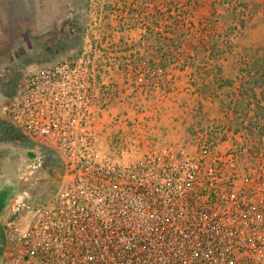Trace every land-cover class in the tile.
I'll return each instance as SVG.
<instances>
[{"label":"built area","instance_id":"built-area-1","mask_svg":"<svg viewBox=\"0 0 264 264\" xmlns=\"http://www.w3.org/2000/svg\"><path fill=\"white\" fill-rule=\"evenodd\" d=\"M100 42L27 75L0 106L6 137L57 169L45 200L12 197L0 264H264V169L240 171L245 148L218 147L227 131L127 162L96 147L94 111L120 96L100 80Z\"/></svg>","mask_w":264,"mask_h":264},{"label":"crops","instance_id":"crops-1","mask_svg":"<svg viewBox=\"0 0 264 264\" xmlns=\"http://www.w3.org/2000/svg\"><path fill=\"white\" fill-rule=\"evenodd\" d=\"M16 4L21 5L25 10L28 9L31 13L29 16L23 15L14 19L19 29L18 34L15 32V36H20L21 41L15 43L16 41L11 38L7 43L8 45H5L2 51L0 49L1 52L9 53L0 58V78L4 75L2 72L6 68L17 66L25 75L32 74L48 67L49 62L54 64L58 60H65L63 59L64 56L71 58L75 55L74 0H0V18L4 22L3 27H6L8 18L6 17L8 15L3 17V14L8 12V8L10 10L15 8ZM204 7H198L196 12H193L190 21L196 24L202 16H206L207 9ZM202 10H206V12ZM88 15L91 17L93 13H88ZM102 16L103 14L100 12L94 13L93 19L98 18L100 20ZM122 16L124 13H118L111 15L110 19L115 20ZM140 34V30H128L123 33L114 32L112 39L115 42L123 36L128 38V42L136 43ZM4 35L0 33L1 37ZM189 35H191L190 38L194 44H197L201 37L204 38L203 34L196 33L193 29L190 30ZM81 36L84 43H87L88 37H90V46L96 38L94 31L90 35L83 34ZM78 46L80 49L84 48L80 43ZM186 52L191 53V50L187 49ZM30 53L33 54L31 63L27 60L30 57L26 59ZM114 56L120 59L121 53L115 52ZM205 59H208L206 54L202 62H198L196 59L195 63L201 65L206 62ZM25 61L29 62L25 63ZM205 69L208 70L207 66ZM142 70L139 67L128 76L119 69L118 64H114L105 71L100 79L102 83L117 88L121 94L108 107L94 111L93 123L97 131L96 147L112 157H115L112 155L115 152L117 155L115 158L123 162L140 157L149 145L154 150L177 149L185 146L190 137V127L193 124H197V122L201 124L206 118H214L207 116L204 108H197L198 111H202L198 115L193 109L192 100H196L195 104L207 100L205 95H201L199 91L196 92L191 86L192 81L202 78L201 74L195 72L194 67L179 69L174 65L169 66L161 79L162 88L158 87L152 90L146 89L148 80L144 78L145 74ZM133 75L134 80L132 79ZM130 78L131 83L134 84L133 91L129 89ZM208 79L210 80V77ZM208 79L205 81L207 82ZM200 81L202 82V79ZM164 87L167 89L163 90ZM11 94L12 92L8 91L5 97H9ZM228 111V116H230L232 109ZM217 113H215L216 118H218ZM114 139L115 143H113ZM116 140H121L122 143ZM230 140V137H225L224 141L219 143V149L227 148ZM231 144L236 143L231 141Z\"/></svg>","mask_w":264,"mask_h":264},{"label":"rangeland","instance_id":"rangeland-1","mask_svg":"<svg viewBox=\"0 0 264 264\" xmlns=\"http://www.w3.org/2000/svg\"><path fill=\"white\" fill-rule=\"evenodd\" d=\"M74 1L75 56L81 53L88 56L90 54V48L95 45L94 43L101 41L102 35L99 33V30L101 29L102 21L101 19L98 20V18H93L94 13H97V6H101V2L103 0ZM95 1H98V3H95ZM236 3H245L246 6L243 8ZM70 5L73 6L72 4ZM15 6L16 7L11 10L8 8V12L3 14V17L8 15L6 16L8 17L5 25L6 27H3L4 22L0 18V33L5 34L3 37L0 36L1 51L5 45H8L7 43H9V39H14V41H16L15 43L21 41L20 36H15V32L18 34L19 29L17 28V24L14 19L23 15L29 16L31 13V11L29 12L28 9L25 10L21 5L16 4ZM205 9L207 8L205 7ZM216 9L217 14L214 15V19L218 20L219 26H222L224 29L228 28V25H230L233 17L235 18L234 23H236V26L238 24V20L242 19L244 22L241 30H238L235 34L230 35L229 37L218 40L219 55L217 58L205 59L206 63L209 64L205 65L204 68L207 66L208 70L212 71V69H216V66L219 67L221 70L219 78L221 80L227 79L231 81V83L228 85L222 84V88L219 89L216 88L215 84L209 83L208 92L204 96L207 100L199 102V104H195L196 100H192L194 103L193 109H195L197 113L196 115H198V113H202V111H198L197 108H204L206 109V115L214 118H206L201 124H199V122H197V124H193V126L190 127V137L186 142H190L197 131H203L204 129H212V131L217 129L225 130L229 133L231 140L229 146L223 150H226L233 145L231 144V141H234L235 143L238 142L240 150L245 148V151L240 153V171L242 173L245 172L247 167L264 169V133L260 135H258L259 133L257 134L259 130L264 128V119H258L255 121V117L253 115L254 109L252 106L255 101L253 99L250 100L251 106L246 107L244 113H239L241 107H238L237 114H234V102L237 98H239L238 90L240 89V85H247V83L253 85L254 79H256V77H261L256 71H259L258 67L264 63V0H231L230 2L224 4L223 7L216 5ZM202 11L206 12V10ZM199 12H201V10H199ZM88 13H93V15L90 17ZM51 31L54 30L51 29ZM92 31H94L96 38L93 40L92 46H90V37H88V42L84 43L81 35H90ZM221 32L224 33V30ZM79 43L82 47H84L83 49L79 48ZM99 44L101 47H98L100 48V55L102 56L101 51L108 50V48L102 41ZM114 50L116 51V49ZM1 51L0 58L2 55L7 56L9 54ZM110 53L111 52L108 50L106 55L110 56ZM17 54L20 53L17 52ZM29 55H31V53L27 55L26 59L30 57V59L27 60L31 63V61H33V54L31 56ZM69 58V56L63 57L65 60ZM29 61H25V63ZM61 61L62 60H58L56 63ZM198 62H200L199 59ZM56 63L51 64L49 62L48 67H51ZM22 64L24 65V62ZM6 69L2 72L4 75L0 78V106L17 96L18 93H16V90L19 91L18 87H20L22 80L29 75V73L25 75L21 71V68L19 69L17 66ZM246 70H249L250 73L245 74ZM241 71L243 73H241ZM200 80L196 79V81L191 82V86L196 92L199 91L198 89L203 83V81L201 82ZM208 82H210V80H208ZM158 87L162 88L161 84L152 88L147 87L146 89L152 90L153 88ZM164 89L167 88L164 87L163 90ZM8 91H11L12 94L9 97H5ZM260 91V89L256 88L258 99H260ZM119 93L121 94L120 91ZM209 99L211 100L210 102ZM244 99L248 100L249 98L244 96ZM260 103L264 106V98L261 99ZM231 109L232 114L228 116V110ZM216 112H218V118L215 117ZM247 122L250 123V125H252V123H256L257 125L256 127H247ZM240 123H242L241 126L243 128L238 131V135L236 134V129L239 127ZM6 130L7 125L5 119L0 114V205L4 204L0 213V250L2 249L1 243L5 229L4 218L8 212L12 197L19 191L27 190L39 195L40 198H44L45 200L47 196L52 194L55 187V173L57 171L54 165L51 166L50 164H41L37 167V161L34 158V154L28 151L25 147L18 145L14 141H11V139L7 138V132L3 133ZM224 139L225 138H222L219 143L224 141ZM114 141L115 139L113 140V143H115ZM116 141L119 142V140ZM249 150L252 154H249ZM112 155L117 157L115 152H113Z\"/></svg>","mask_w":264,"mask_h":264},{"label":"trees","instance_id":"trees-1","mask_svg":"<svg viewBox=\"0 0 264 264\" xmlns=\"http://www.w3.org/2000/svg\"><path fill=\"white\" fill-rule=\"evenodd\" d=\"M230 1L103 0L101 6H97L96 12L103 14L100 29L101 41L107 45L111 55L107 56L106 52L108 50H103L101 51V57L108 65L118 63L119 69L125 74L128 66L132 67L133 72L139 67L142 68L145 74L144 78L148 80V88L154 87V84H160L167 68L172 65L179 69L194 67L195 72L202 76L203 83L198 90L203 95L208 92L209 83L215 84L218 89L222 88L223 85H228L231 81L219 78L220 68L216 66V69H212V73V71L206 70V67L204 68L206 62L200 65L199 63L196 64L195 60L199 59L202 62L205 54L210 59L217 58L219 55L218 40L229 37L242 29L244 24L242 19L238 20L236 26L233 17L227 29L219 26L218 20L214 19V15L217 14L216 5L223 7L224 4ZM95 3H98V1H95ZM237 5L243 8L246 6L245 3H238ZM204 6L207 8V15L202 16L194 24L190 21L193 12H196L198 7ZM118 13H124V16L119 19L114 18L115 20L110 19L111 15ZM192 29L196 33L203 34L206 40L201 37L198 39V45L194 44L190 38L191 35H189ZM128 30H140V38L136 43L128 42V38L123 36L118 38L117 41H113L112 34L114 32L123 33ZM223 30L224 33L221 32ZM187 49L191 50V53L186 52ZM115 52L121 53L120 59L114 56ZM258 68L259 71L256 72L261 77H256L253 85L250 83L240 85L239 98L234 102V114H237L238 107H241L239 113H244L245 108L251 106L250 100L253 99L255 101L252 105L255 121L264 119V106L260 103L261 99L264 98V63ZM241 73L243 72L241 71ZM249 73V70L245 71V74ZM208 77H210V82H205L204 80ZM132 79H135L134 75ZM256 88L261 90L259 93L260 99L257 97ZM244 96L249 99L245 100ZM247 124V127H256L257 125L256 123L250 125L248 122ZM241 125L242 123L239 124V129H236L237 132L243 128ZM262 133H264V128L257 132L258 135ZM250 152L249 150V154H252ZM3 207L4 204H1L0 213Z\"/></svg>","mask_w":264,"mask_h":264}]
</instances>
